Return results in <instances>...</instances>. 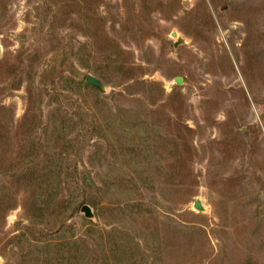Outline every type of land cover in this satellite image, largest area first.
I'll return each instance as SVG.
<instances>
[{
    "label": "rangeland",
    "instance_id": "obj_1",
    "mask_svg": "<svg viewBox=\"0 0 264 264\" xmlns=\"http://www.w3.org/2000/svg\"><path fill=\"white\" fill-rule=\"evenodd\" d=\"M0 264H264V0H0Z\"/></svg>",
    "mask_w": 264,
    "mask_h": 264
},
{
    "label": "water",
    "instance_id": "obj_2",
    "mask_svg": "<svg viewBox=\"0 0 264 264\" xmlns=\"http://www.w3.org/2000/svg\"><path fill=\"white\" fill-rule=\"evenodd\" d=\"M176 82H177L178 84H181V83H182L181 79H177ZM86 83L89 84V85H91L92 87H95V88L101 90V91L104 90V86H103V84L99 81V79H97V78L94 77L93 75H88V76H87ZM195 207H196L197 209H199V210H202V206H201V203H200L199 201L196 202ZM81 213H83L84 216H85L87 219H93V217H94L93 211H92L91 207L88 206V205H83V206L81 207Z\"/></svg>",
    "mask_w": 264,
    "mask_h": 264
}]
</instances>
